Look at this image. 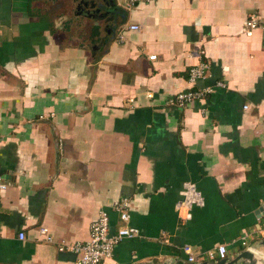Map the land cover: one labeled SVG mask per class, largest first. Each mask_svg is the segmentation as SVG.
I'll return each instance as SVG.
<instances>
[{"label":"crops","instance_id":"crops-1","mask_svg":"<svg viewBox=\"0 0 264 264\" xmlns=\"http://www.w3.org/2000/svg\"><path fill=\"white\" fill-rule=\"evenodd\" d=\"M251 14L264 25V0H0V264H74L59 241H87L101 208L116 230L123 198L139 234L100 264H215L220 244L226 263L264 264V29L244 33ZM189 188L199 204L184 222Z\"/></svg>","mask_w":264,"mask_h":264},{"label":"built area","instance_id":"built-area-1","mask_svg":"<svg viewBox=\"0 0 264 264\" xmlns=\"http://www.w3.org/2000/svg\"><path fill=\"white\" fill-rule=\"evenodd\" d=\"M153 0H128V5L133 6L139 2H150ZM264 29V25L260 22L255 14L249 15L244 21L243 31L246 35H252L257 28ZM130 30H139L138 23H132L128 26ZM120 39L124 38L121 34ZM155 57V55H151ZM210 69L209 62H200L190 69V81L196 83L199 79L205 77ZM219 87H226V83L219 81ZM214 90V87L208 86L205 88H194L187 91H181L174 97L170 98L168 103L175 106H185L195 100L205 97L207 93ZM45 115H40L44 118ZM6 184H0V188H6ZM199 204V199L194 195L193 189H184L181 192V198L176 203V212L181 221H189L193 217L194 206ZM113 209L118 213L121 220L116 230H111V217L107 209L101 208L98 212L96 220L91 224L90 237L87 241H79L74 243H67L64 240L59 241V250L69 249L76 254L74 264H100L103 260L114 256L116 246L126 238H133L139 234V229L130 223V202L129 199L123 198L117 200L113 204ZM264 230V229H263ZM41 234L45 235L46 240L49 242L54 241V237L49 233V229L45 226L40 227ZM19 238L24 239L25 233H19ZM245 237H243L244 239ZM185 250L192 253L190 246H185ZM211 258H225L227 256V247L225 244L218 245L215 249L208 251ZM196 257L192 254L189 260L193 261Z\"/></svg>","mask_w":264,"mask_h":264},{"label":"water","instance_id":"water-1","mask_svg":"<svg viewBox=\"0 0 264 264\" xmlns=\"http://www.w3.org/2000/svg\"><path fill=\"white\" fill-rule=\"evenodd\" d=\"M83 3L86 4V5H91L93 7L94 5L95 6L99 5L100 4V0H83ZM99 10H100V8H99ZM257 213L260 214V217L264 216V202L259 207V210L257 211ZM252 251H253L252 249H249L248 252L251 253ZM164 264H174V262H166ZM215 264H244V263H239V262L226 263V257H225V258L219 259V261L215 262Z\"/></svg>","mask_w":264,"mask_h":264}]
</instances>
